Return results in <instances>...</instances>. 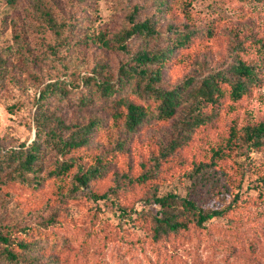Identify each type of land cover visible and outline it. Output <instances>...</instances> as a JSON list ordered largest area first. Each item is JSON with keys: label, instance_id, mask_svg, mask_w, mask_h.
I'll return each mask as SVG.
<instances>
[{"label": "rangeland", "instance_id": "374dc122", "mask_svg": "<svg viewBox=\"0 0 264 264\" xmlns=\"http://www.w3.org/2000/svg\"><path fill=\"white\" fill-rule=\"evenodd\" d=\"M135 12L136 19L152 18L160 31L190 34L179 48L130 39L132 48L172 50L163 68L165 89L228 69L240 52L258 61V82L239 99L224 83L219 102L200 109L210 117L206 125L169 153L163 148L191 101L168 122L151 117L130 132L122 122L110 124L111 110L82 105L74 92L67 101L52 99L50 113L62 124L51 128L64 136L105 119L79 151L90 163L118 142L125 147L74 194L57 191L68 179L43 182L59 160L49 148L38 188L6 182V171L0 173V231L20 239L29 229L32 243L20 258L28 264H264V146L248 149L243 137L248 125L264 121V55L254 46L264 41V0H0V151L33 141L37 105L51 83L79 84L90 74L118 79L134 52L120 50L117 36ZM169 193L188 195L205 209L230 208L204 227L191 223L156 242L151 216L161 208L154 198ZM0 264L10 263L0 258Z\"/></svg>", "mask_w": 264, "mask_h": 264}, {"label": "trees", "instance_id": "16d2710c", "mask_svg": "<svg viewBox=\"0 0 264 264\" xmlns=\"http://www.w3.org/2000/svg\"><path fill=\"white\" fill-rule=\"evenodd\" d=\"M135 16L136 12L129 15V27L117 36L118 48L127 53L133 51L134 54L132 63L122 66L116 81H102L101 77L90 74L79 84L73 79L68 82L55 81L48 89L42 91L34 115L37 130L33 141L30 144L0 151V173L6 171V182L21 181L26 186L38 188L40 183L36 177L42 171L41 163L49 148L56 151L59 160L44 174L43 182L68 179L66 183L61 181V188L57 191L60 194L65 191L74 194L101 175L110 164V159L124 149L125 142H118L112 152L90 163L79 151L95 134L102 131L106 124L105 119L96 118L79 124L64 136L51 128L55 124H62L61 118H56L50 113L49 104L52 99L67 101L69 93L74 92L82 105L98 103L111 110L110 124L117 126L122 122L130 132L139 130L151 117L157 118L160 122H168L176 116L178 109L186 101H191L184 117L176 123L175 135L170 137V141L163 148V153H169L182 145L197 126L206 125L210 117L204 115L200 109L219 102L224 83L230 85L231 96L239 99L258 82V61L255 63L245 59L239 51L240 54L235 56L228 69L210 72L199 81L188 78L176 88L165 89L162 87L163 68L171 58L172 50L159 47L132 48L130 39L139 36L148 42L164 40L174 48H179L188 42L190 34L186 32L174 35L170 34L169 30L160 31L152 18L140 20ZM62 24L70 25L67 21H63ZM58 29H61V26ZM254 46L258 53L264 55L263 40H257ZM99 64L103 67V64ZM100 71H103V68ZM243 137L248 149L263 147L264 121L248 125ZM71 176L73 185H70ZM154 201L161 208L159 215L151 216L154 225L153 237L156 242L171 233L190 228L191 223L204 227L208 220L225 215L230 208L228 205L222 209H205L188 195L181 197L173 193L155 196ZM22 231L24 237L20 239L0 231V258L10 264H28V261L20 260L21 252L28 250L32 241L29 229L25 228ZM54 246L62 248L63 245L55 241Z\"/></svg>", "mask_w": 264, "mask_h": 264}]
</instances>
